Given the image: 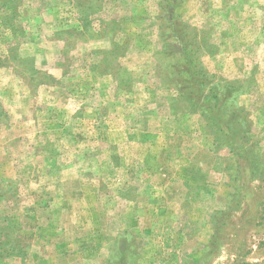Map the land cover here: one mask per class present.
<instances>
[{
  "label": "rangeland",
  "instance_id": "obj_1",
  "mask_svg": "<svg viewBox=\"0 0 264 264\" xmlns=\"http://www.w3.org/2000/svg\"><path fill=\"white\" fill-rule=\"evenodd\" d=\"M0 264H264V0H0Z\"/></svg>",
  "mask_w": 264,
  "mask_h": 264
}]
</instances>
